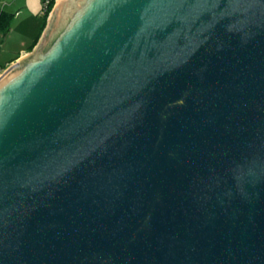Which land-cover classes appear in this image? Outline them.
I'll return each instance as SVG.
<instances>
[{"label":"water","instance_id":"obj_1","mask_svg":"<svg viewBox=\"0 0 264 264\" xmlns=\"http://www.w3.org/2000/svg\"><path fill=\"white\" fill-rule=\"evenodd\" d=\"M0 264H264V0H55L0 74Z\"/></svg>","mask_w":264,"mask_h":264},{"label":"crops","instance_id":"obj_2","mask_svg":"<svg viewBox=\"0 0 264 264\" xmlns=\"http://www.w3.org/2000/svg\"><path fill=\"white\" fill-rule=\"evenodd\" d=\"M41 10V0H0V16L2 11L9 15L8 28H0L1 67L11 65L36 46L44 29Z\"/></svg>","mask_w":264,"mask_h":264},{"label":"trees","instance_id":"obj_3","mask_svg":"<svg viewBox=\"0 0 264 264\" xmlns=\"http://www.w3.org/2000/svg\"><path fill=\"white\" fill-rule=\"evenodd\" d=\"M42 1V0H41ZM54 4V0H51L46 13L43 15V25L41 27V30L44 28L45 26V22H46V18L48 16V13L50 12L52 6ZM8 22H9V15H7L6 13H4L3 11L1 12V16H0V28L6 30L8 28ZM1 67V66H0ZM3 68V67H2Z\"/></svg>","mask_w":264,"mask_h":264},{"label":"built area","instance_id":"obj_4","mask_svg":"<svg viewBox=\"0 0 264 264\" xmlns=\"http://www.w3.org/2000/svg\"><path fill=\"white\" fill-rule=\"evenodd\" d=\"M55 1V0H54ZM51 0H42V14L44 15L47 11V8L50 4ZM49 14V13H48ZM4 71V68L0 67V74Z\"/></svg>","mask_w":264,"mask_h":264},{"label":"rangeland","instance_id":"obj_5","mask_svg":"<svg viewBox=\"0 0 264 264\" xmlns=\"http://www.w3.org/2000/svg\"><path fill=\"white\" fill-rule=\"evenodd\" d=\"M40 4H41V2H40ZM3 66H4V67H3L4 69L8 67V66H6V65H3Z\"/></svg>","mask_w":264,"mask_h":264}]
</instances>
